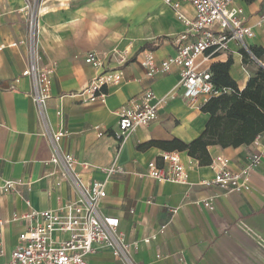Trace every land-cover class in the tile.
Instances as JSON below:
<instances>
[{
    "label": "crops",
    "instance_id": "obj_1",
    "mask_svg": "<svg viewBox=\"0 0 264 264\" xmlns=\"http://www.w3.org/2000/svg\"><path fill=\"white\" fill-rule=\"evenodd\" d=\"M172 1L180 3L178 10L163 0H50L38 18L40 63L53 71L44 117L30 96L31 79L21 75L25 43L0 50V216L6 221L2 243L7 252L27 225L24 214L78 197L74 187L57 184L66 171L51 161L55 153L69 152L82 182L106 178L104 168L111 164L122 167L110 175L100 205L102 213L119 218L117 231L129 245V256L115 255L113 242H97L87 264H264V131L248 145L209 146L210 164L172 150L179 152L189 183H162L144 175L148 161L168 150L141 145L174 138L188 143L201 134L209 117L201 110L202 96L192 101L181 97L177 67L147 77L140 62L145 50L160 61L193 39L178 17L182 13L192 19L193 7ZM235 2L254 25L264 0ZM127 3L134 6L118 7ZM24 4L0 0V45L25 40ZM246 44L264 46V29L255 28ZM92 50H115L126 59L123 65L117 56L108 60V68L119 69L121 79L105 88L104 102H90L81 93L100 72L84 61ZM239 50L231 42L227 50L199 55L196 68L209 71L212 63L230 57L229 74L242 89L258 65L251 60L244 64ZM147 89L166 99L156 119L117 137L121 106ZM173 91L178 96L169 98ZM59 130L65 135L54 142L52 135ZM255 153L260 162L251 171L248 190H229L211 181L221 159L239 170ZM7 179L19 183L3 192ZM205 199H211L212 208L204 205Z\"/></svg>",
    "mask_w": 264,
    "mask_h": 264
},
{
    "label": "built area",
    "instance_id": "obj_2",
    "mask_svg": "<svg viewBox=\"0 0 264 264\" xmlns=\"http://www.w3.org/2000/svg\"><path fill=\"white\" fill-rule=\"evenodd\" d=\"M50 0H25L21 9L25 15L26 33L24 41H11L7 45L16 48L22 42L26 45L25 67L22 76L31 79L32 88L30 96L37 106L41 117H44V106L51 95L52 69L42 66L38 53V18L47 8ZM174 10L180 8L178 1L163 0ZM194 10V17L188 19L179 13V19L189 27L193 39L180 44L174 55L157 61L154 53L145 50L142 53L141 65L147 77L169 72L177 67L180 72L181 97L192 101L202 96L206 101L220 91L214 88L211 73L208 70L199 71L196 61L199 55L214 54L228 49L229 43H235L239 49L251 54L247 39L255 35V28L264 29V4L260 9L254 25L247 23V17L235 0H184ZM126 62L123 53L112 50L110 52L88 51L84 54L85 63L93 68L100 69L96 77L81 91L87 94L88 101L99 100L104 102L108 95L107 86L121 79V72L117 68H108V60L112 57ZM176 91L170 93L169 98L177 97ZM165 98L156 96L147 89L139 95L126 101L119 111L117 122V137L129 133L137 126H144L154 121L157 112L165 104ZM97 129V126L95 127ZM99 136L102 131L97 132ZM65 132L57 131L52 135L53 141H58ZM53 163H60L66 171L57 184H65L76 189L78 197L73 201L64 203L56 208L42 210L31 209L22 216L27 225L18 235V242L9 252L2 243V227L6 222L0 216V264H87L86 256L95 250L97 242H113L115 255L129 256L127 245L122 233L117 231L119 218L105 215L101 211V200L106 196V184L110 175L121 172L120 165L111 164L104 168L107 177L82 182L79 174L73 170L78 162L71 153H55L51 157ZM260 162V154H253L246 165L239 170H232L227 159L220 161V169L215 173L213 183L229 190L242 191L250 187V174ZM144 175L152 177L159 182L189 183L188 172L183 164L179 152L163 151L158 158L148 161ZM210 181H202L207 185ZM19 181L7 179L3 182V192L14 190ZM29 204V201H26ZM204 205L212 208L211 199H205ZM148 241V239L146 240Z\"/></svg>",
    "mask_w": 264,
    "mask_h": 264
},
{
    "label": "trees",
    "instance_id": "obj_3",
    "mask_svg": "<svg viewBox=\"0 0 264 264\" xmlns=\"http://www.w3.org/2000/svg\"><path fill=\"white\" fill-rule=\"evenodd\" d=\"M252 2L253 0H245ZM249 52L240 49L242 61L246 64L253 58L262 61L257 70L240 89L230 76L232 59L214 62L209 67L214 88L220 91L201 105V110L209 114L201 134L186 143L177 138L166 141H150L163 150L186 151L199 164H210L212 159L208 147L248 145L264 131V46H249Z\"/></svg>",
    "mask_w": 264,
    "mask_h": 264
},
{
    "label": "clouds",
    "instance_id": "obj_4",
    "mask_svg": "<svg viewBox=\"0 0 264 264\" xmlns=\"http://www.w3.org/2000/svg\"><path fill=\"white\" fill-rule=\"evenodd\" d=\"M133 6L134 5L131 4V3L118 5V7L121 8V9H124V8L131 9Z\"/></svg>",
    "mask_w": 264,
    "mask_h": 264
},
{
    "label": "rangeland",
    "instance_id": "obj_5",
    "mask_svg": "<svg viewBox=\"0 0 264 264\" xmlns=\"http://www.w3.org/2000/svg\"><path fill=\"white\" fill-rule=\"evenodd\" d=\"M251 61L255 62L256 65H260V63L256 59H253ZM260 62L263 63L262 61H260Z\"/></svg>",
    "mask_w": 264,
    "mask_h": 264
},
{
    "label": "water",
    "instance_id": "obj_6",
    "mask_svg": "<svg viewBox=\"0 0 264 264\" xmlns=\"http://www.w3.org/2000/svg\"><path fill=\"white\" fill-rule=\"evenodd\" d=\"M259 63H260V61L259 60H257ZM261 65H263L262 63H261Z\"/></svg>",
    "mask_w": 264,
    "mask_h": 264
}]
</instances>
